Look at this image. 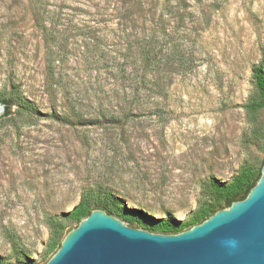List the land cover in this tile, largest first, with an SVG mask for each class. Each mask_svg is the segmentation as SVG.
I'll return each mask as SVG.
<instances>
[{
    "label": "rangeland",
    "instance_id": "374dc122",
    "mask_svg": "<svg viewBox=\"0 0 264 264\" xmlns=\"http://www.w3.org/2000/svg\"><path fill=\"white\" fill-rule=\"evenodd\" d=\"M39 13L58 41L67 38L54 77ZM152 31L174 54L171 81L159 106L147 103L126 120L127 103L111 96L123 88L116 75L125 68L138 76L142 66L124 62L122 40ZM259 64L264 0H0V97L23 95L39 108L15 103L0 120L4 264H43L45 216L71 210L87 188L107 185L127 209L183 221L209 177L228 182L243 163L260 168L264 107H245L257 94Z\"/></svg>",
    "mask_w": 264,
    "mask_h": 264
},
{
    "label": "trees",
    "instance_id": "16d2710c",
    "mask_svg": "<svg viewBox=\"0 0 264 264\" xmlns=\"http://www.w3.org/2000/svg\"><path fill=\"white\" fill-rule=\"evenodd\" d=\"M121 1L128 2L130 0ZM133 14L132 11H128L124 17L131 18ZM35 22L41 28L47 43V68L50 76L54 77L57 61H63L67 58V38L61 42L57 40V30L45 24L43 13L36 15ZM92 39L94 37L89 38V40ZM96 41L101 43L99 40ZM121 45L122 51H124L122 52L124 62L126 59H131L134 65L140 63L142 66V71L138 76H132L130 71L126 72L125 68L121 70V73L116 75L123 81L121 83L123 88L117 91L114 90L111 96L120 100V102L123 99L125 100L127 105L123 107L122 114L128 120L135 115L134 110H142L148 105L147 103L159 106V98L166 97L165 81H171L172 73L169 66L173 61L174 54L168 50H164L166 45L163 40L155 35V31H152L150 36L144 35L141 38L122 40ZM84 46L88 48L86 52L90 53L89 42L86 43L84 41ZM95 47L98 48L99 45L97 44ZM253 76L255 78L257 94L245 104L247 111L251 113L257 112L264 107V66L261 64L255 66ZM55 86V82H52L49 85V91L52 93L55 92ZM0 101L6 103V111L3 116L8 114L11 106L15 103L28 112L39 111L37 104L31 99L25 98L23 95H16L15 99L0 97ZM132 106H135V109H132ZM106 115L107 113H104V116ZM55 116L60 120L68 122V119L65 117H60V115L56 114ZM109 118V121L114 120L116 123L120 122V114L110 113ZM253 133L254 131L252 135L255 134ZM262 165L260 168H255L251 164L243 163L240 165L237 174L228 182L222 181L214 176L209 177L202 183L201 198L197 208L183 221L170 219L156 220L147 217L140 209H127L124 199L120 198L107 185L100 184L96 187L87 188L82 192L79 201L71 210L60 214H47L45 216L49 235L43 257L47 261L58 249L63 237L72 228L68 227L69 222H73L76 226L83 217L90 214L95 208L104 209L107 213L116 215L129 224L137 223L139 227L151 231L177 233L186 230L202 222L218 209L229 206L236 200L245 198L260 177ZM17 260L21 261V259ZM4 262L5 260L0 257V264H4Z\"/></svg>",
    "mask_w": 264,
    "mask_h": 264
},
{
    "label": "water",
    "instance_id": "95a60500",
    "mask_svg": "<svg viewBox=\"0 0 264 264\" xmlns=\"http://www.w3.org/2000/svg\"><path fill=\"white\" fill-rule=\"evenodd\" d=\"M5 111L0 101V120ZM43 264H264V163L245 198L177 233L133 227L95 208Z\"/></svg>",
    "mask_w": 264,
    "mask_h": 264
}]
</instances>
